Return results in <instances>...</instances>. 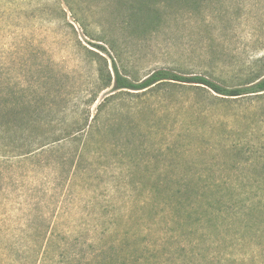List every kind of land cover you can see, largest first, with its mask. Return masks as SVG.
Returning <instances> with one entry per match:
<instances>
[{"label":"rangeland","instance_id":"1","mask_svg":"<svg viewBox=\"0 0 264 264\" xmlns=\"http://www.w3.org/2000/svg\"><path fill=\"white\" fill-rule=\"evenodd\" d=\"M115 66L248 85L264 0H0V120L47 137L0 168V264H57L70 238L142 264H264V94L117 91Z\"/></svg>","mask_w":264,"mask_h":264},{"label":"trees","instance_id":"2","mask_svg":"<svg viewBox=\"0 0 264 264\" xmlns=\"http://www.w3.org/2000/svg\"><path fill=\"white\" fill-rule=\"evenodd\" d=\"M99 48L106 50L103 47ZM114 71V79L110 75L108 83L106 85L107 87H109L113 82L114 89L117 91L149 90L161 84H190L207 87L214 93L229 98L264 94V75H262L257 80L249 83L248 85L230 88L202 75L185 76L164 69L154 72L141 81H133L130 78L121 75L116 66L114 67ZM23 128L24 123L22 119H17L16 122L9 120H0V168L3 165H8L15 162V160H20L26 155L34 154L35 152L39 151L40 148H43L45 146L42 145L40 147L39 144H41V142L44 141L43 139L47 137L40 138L38 135L25 137L21 132ZM208 206H210V204H208ZM208 214H210V211L209 209H206L204 211V215ZM213 214L216 213L214 212ZM221 214L222 210H219L218 215ZM70 239H68V241L64 240V243H62V245L60 246V250L57 253L56 257H53L56 262L58 261L57 264H142L141 259L143 257L141 256H108L104 249H96L95 246H92L88 252L87 250L83 249V246L78 251L76 248V245L78 244V238H76V240L72 242L70 251L66 252L68 250ZM52 240V237L45 238V245L41 255V262L47 259V255L49 254L48 244L50 245ZM235 243L236 242L233 241L230 247H236L237 244ZM189 255L184 258V261L181 264H187ZM230 255L232 257V253H230ZM122 260H124L125 262L122 263Z\"/></svg>","mask_w":264,"mask_h":264}]
</instances>
